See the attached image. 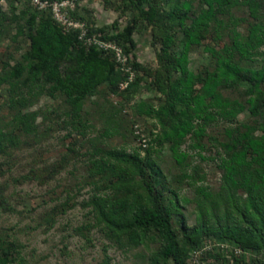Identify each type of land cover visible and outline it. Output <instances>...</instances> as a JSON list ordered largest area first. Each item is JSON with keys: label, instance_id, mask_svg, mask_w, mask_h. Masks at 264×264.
<instances>
[{"label": "rangeland", "instance_id": "rangeland-1", "mask_svg": "<svg viewBox=\"0 0 264 264\" xmlns=\"http://www.w3.org/2000/svg\"><path fill=\"white\" fill-rule=\"evenodd\" d=\"M150 4L155 10L147 13L134 34L138 42L134 59L144 66L143 83L136 96L126 102V112L116 110L109 86L103 84L87 97L77 118L65 95L51 94L48 84L27 86L22 78L12 87L9 79L3 81L10 66L22 60L30 47L27 30L18 33V23L25 21L17 17L34 9L29 1H0V129L18 142L0 150V257L6 256L9 264H175L162 256L164 238L159 231L111 227L96 207L99 203L100 207L117 208L130 216L138 204L146 201L149 182L159 203L171 213L183 260L188 252L211 244L212 248L203 254V264H264V250L243 248L239 242L224 240L208 229L231 223L248 230L259 228L238 213L244 194L231 193L221 168L222 158L228 155L227 131L243 129L245 123L258 125L249 111L234 122L217 118L200 138L186 135L180 146L187 154L182 163L174 157L171 142L153 140L145 178L133 165L117 158L118 153L132 155L137 149L133 131L136 122L150 133L155 128L161 131L162 120H167L163 115L141 116L134 108L140 99L158 106L164 102L160 86L167 72L159 61L163 39L172 34L177 53L182 46L179 26L173 25L167 14L175 2L151 0ZM78 10L77 18L92 25V29L111 26L115 20H120L122 28L137 12L123 0H80ZM232 14L239 30L246 32L251 20L247 8H234ZM223 18L228 21L229 15ZM230 37L227 32L220 36L212 29L190 53V68L201 76L214 69L212 48L229 44ZM261 50L264 52V47ZM246 65L261 68L263 56ZM249 88L244 81L224 88V93L245 102ZM31 111L37 113V118L26 132L19 117ZM201 227L206 232L195 240L194 230ZM221 243L229 246L222 249Z\"/></svg>", "mask_w": 264, "mask_h": 264}, {"label": "trees", "instance_id": "trees-1", "mask_svg": "<svg viewBox=\"0 0 264 264\" xmlns=\"http://www.w3.org/2000/svg\"><path fill=\"white\" fill-rule=\"evenodd\" d=\"M1 1V0H0ZM30 0H17L24 2ZM174 7L167 11L173 25L179 26L182 33V46L179 53L173 50L174 36L167 34L159 54L162 70L167 76L160 86L164 102L158 106L155 102L140 99L134 108L141 116L163 115L162 130L147 128L136 122L133 125L137 149L134 154L118 153L120 162L130 163L135 171L144 178L148 175L147 164L151 160L152 141L171 142V151L176 160L182 163L187 154L180 146L186 135L192 133L200 138L206 133L208 125L217 118L234 122L239 115L249 111L255 117L258 125L245 123L242 129L228 130L229 140L225 144L227 156L221 160L224 171L225 186L234 194L242 192V206L238 213L251 222L258 224L245 229L237 223L218 224L208 229L216 236L229 241H237L242 247L253 246L264 250V65L254 68L246 63L258 56H263L264 47V0H173ZM130 2L137 12H134L120 28V20H115L111 26L103 25L92 29L89 23V36L97 34L101 39L113 41L123 48L130 56L131 65L136 71V77L125 90L121 84L127 79V74L118 68L111 54L100 50L96 45H87L79 38L80 30H66L59 24L51 10L34 9L22 12L17 17L25 21L18 23V33L27 37L30 47L24 58L10 66L9 73L3 79L10 80L11 86L23 78L25 85L31 83L48 84L51 94L61 92L72 106V115L79 118L82 106L87 97L94 95L98 88L107 84L112 104L118 112H126L125 104L133 99L142 87L144 66L134 59V51L138 42L134 34L140 24L147 18L149 11L155 6L151 0H123ZM146 5L149 7L146 8ZM1 7V5H0ZM79 7V5H78ZM78 7L72 13L77 18ZM246 7L251 20L246 32H241L233 17L234 8ZM229 15L228 21L223 16ZM1 17V13H0ZM212 29L222 36V32L230 34V43L221 48H212L215 57V68L207 70L204 76L195 73L189 66L190 53L200 46ZM244 81L250 84L245 102L228 96L224 88L240 85ZM156 82V81H155ZM118 97L119 99L116 100ZM35 111L20 114L19 121L26 132H30L35 122ZM161 118V117H160ZM167 121V122H166ZM138 125L136 128L135 125ZM139 131V132H138ZM261 134L257 135L256 132ZM153 136L151 138V135ZM143 135L147 138L143 145ZM17 138L0 129V150L17 145ZM155 173V172H153ZM152 173V174H153ZM145 202L137 205L130 216L120 213L117 208L100 207L96 203L100 216L109 225L120 226L122 231L132 229H155L164 238L162 256L173 259L175 264H190V252L183 260L179 250L178 240L171 225L170 211L159 203V196L154 186L149 182ZM230 193V196H231ZM210 214V209H205ZM201 229V230H200ZM194 230L197 240L204 227ZM258 229V230H257ZM5 255L8 251L3 250ZM264 259V258H263ZM0 264H9L7 257H0Z\"/></svg>", "mask_w": 264, "mask_h": 264}, {"label": "built area", "instance_id": "built-area-1", "mask_svg": "<svg viewBox=\"0 0 264 264\" xmlns=\"http://www.w3.org/2000/svg\"><path fill=\"white\" fill-rule=\"evenodd\" d=\"M31 3L39 10H51L55 20L61 24L66 30L73 28L80 30L79 38L83 40L87 45H96L100 50L111 54L119 69L127 74V79L122 82L121 89L128 88L131 82L136 77V71L131 65L130 56L125 53L122 47L113 41L101 39L99 35L94 34L89 36L88 26L85 22L74 19L72 13L76 11L80 0H30ZM116 98V97H115ZM119 98L117 97L116 100ZM137 128L138 125L136 124ZM139 132V131H138ZM143 145L146 146L147 138L143 135ZM222 249H226L229 244L221 243ZM209 248H212L211 244H206L203 249L194 250L190 252V264H203V254ZM240 251V249H239ZM238 252V247H235L234 253ZM209 264H213L210 262Z\"/></svg>", "mask_w": 264, "mask_h": 264}]
</instances>
